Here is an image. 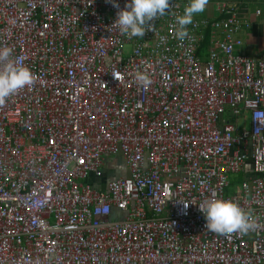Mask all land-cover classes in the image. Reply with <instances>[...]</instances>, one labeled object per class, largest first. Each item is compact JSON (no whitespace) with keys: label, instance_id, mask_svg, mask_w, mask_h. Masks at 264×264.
I'll return each mask as SVG.
<instances>
[{"label":"built area","instance_id":"1","mask_svg":"<svg viewBox=\"0 0 264 264\" xmlns=\"http://www.w3.org/2000/svg\"><path fill=\"white\" fill-rule=\"evenodd\" d=\"M127 2L0 0V46L38 77L0 107V264H264V55L237 53L224 2L184 41L188 0L132 39L112 27ZM114 156L127 174L100 190ZM213 194L260 227L209 232L198 204Z\"/></svg>","mask_w":264,"mask_h":264},{"label":"clouds","instance_id":"2","mask_svg":"<svg viewBox=\"0 0 264 264\" xmlns=\"http://www.w3.org/2000/svg\"><path fill=\"white\" fill-rule=\"evenodd\" d=\"M119 9L115 0H106ZM209 0H188L183 14L173 13V33L175 38L184 41L189 37L188 25L193 23L195 14L203 13ZM171 9L169 0H130L124 9L119 10L112 25L122 36L128 39L143 37L146 30L154 31L152 21L163 17ZM24 57L15 55L11 46H0V107H4L9 98L16 96L25 88L32 87L38 77L24 62ZM135 83L145 89L152 80L147 72L137 71ZM203 213L205 228L212 234L228 237L232 234H248L260 227L258 217L251 210L243 208L231 199L213 196L198 204ZM187 208L188 204H184Z\"/></svg>","mask_w":264,"mask_h":264},{"label":"crops","instance_id":"3","mask_svg":"<svg viewBox=\"0 0 264 264\" xmlns=\"http://www.w3.org/2000/svg\"><path fill=\"white\" fill-rule=\"evenodd\" d=\"M185 1V0H182ZM224 2L234 8V15L237 16V20L241 23V31L236 35L242 41L241 47L237 50V53L247 56L256 57L264 55L261 52L256 51L254 48L262 43L264 40V0H209L206 10L203 13L195 14V19H210L211 21H217L224 18V14L220 13L216 9V3ZM259 10V15L255 16L254 12ZM218 36V33H217ZM204 50V51H203ZM200 50L203 60H206V49ZM122 159V158H121ZM108 169L109 174L113 172V168ZM127 174L126 170L123 176ZM115 178L118 176H114ZM106 176L98 181H93L92 184L99 186L100 190L104 189L106 181L114 178Z\"/></svg>","mask_w":264,"mask_h":264},{"label":"rangeland","instance_id":"4","mask_svg":"<svg viewBox=\"0 0 264 264\" xmlns=\"http://www.w3.org/2000/svg\"><path fill=\"white\" fill-rule=\"evenodd\" d=\"M262 43H264V40ZM254 49L256 51L264 54V44H260L258 46H255ZM124 51L128 52L129 47L127 46ZM245 127H246V124H245ZM108 160H109L108 161L109 165H111L110 168H113V172H116V173L109 174L108 172H106V171H108V169H105L104 170L105 175L109 176V178L114 177V176H118L116 178H119V176H123L125 173V166H124V163H123V160L121 159V157L120 156H114V157L109 158ZM112 179H115V177ZM239 180H240V174L228 176L229 185L225 189V194L227 196H230L233 193H235ZM95 189L98 190V187H96Z\"/></svg>","mask_w":264,"mask_h":264},{"label":"trees","instance_id":"5","mask_svg":"<svg viewBox=\"0 0 264 264\" xmlns=\"http://www.w3.org/2000/svg\"><path fill=\"white\" fill-rule=\"evenodd\" d=\"M207 45H208V43H207V41L204 43V49L207 47Z\"/></svg>","mask_w":264,"mask_h":264}]
</instances>
